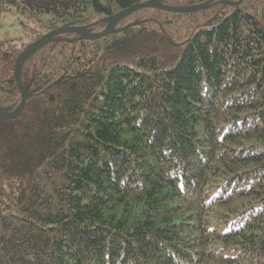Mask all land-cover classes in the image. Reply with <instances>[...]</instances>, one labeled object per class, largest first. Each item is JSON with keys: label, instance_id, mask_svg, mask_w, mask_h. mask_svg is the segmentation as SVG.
<instances>
[{"label": "trees", "instance_id": "trees-1", "mask_svg": "<svg viewBox=\"0 0 264 264\" xmlns=\"http://www.w3.org/2000/svg\"><path fill=\"white\" fill-rule=\"evenodd\" d=\"M146 0H0V110L43 34ZM56 36L0 119V264H264V0ZM105 23L87 29L100 32Z\"/></svg>", "mask_w": 264, "mask_h": 264}, {"label": "water", "instance_id": "water-1", "mask_svg": "<svg viewBox=\"0 0 264 264\" xmlns=\"http://www.w3.org/2000/svg\"><path fill=\"white\" fill-rule=\"evenodd\" d=\"M206 4H200V5H195V6H187V7H171V6H165L162 5L158 2V0H146L134 5H131L128 8H125L123 10H120L119 12L107 16L105 18H102L94 23L88 24V25H83V26H64V27H59L56 29H53L45 34H43L41 37H39L37 40L33 41L28 47H26L17 57L14 67H13V79L15 81L16 87L19 91L20 94V103L17 107V109L13 112H4L0 110V119H13L18 117L26 103V98H27V89L23 87L21 80H20V70L23 65V63L37 50L42 48L44 45L47 43H50L52 41H55L56 36L64 33V32H73L77 34L80 38L85 39V40H94L98 39L100 37L106 36L110 33L113 32H119L126 27L132 25L128 24L124 27L121 28H115V25L118 21H120L122 18L126 17L127 15L140 10L144 8H161L167 11L171 12H177V13H183V12H190V11H196L200 10L202 8L207 7ZM98 23H105V28L96 33H88L87 29L98 24Z\"/></svg>", "mask_w": 264, "mask_h": 264}, {"label": "rangeland", "instance_id": "rangeland-1", "mask_svg": "<svg viewBox=\"0 0 264 264\" xmlns=\"http://www.w3.org/2000/svg\"><path fill=\"white\" fill-rule=\"evenodd\" d=\"M2 21L4 25L0 30L1 37L3 35L13 36L17 34L19 25L16 23L14 16H6L2 18Z\"/></svg>", "mask_w": 264, "mask_h": 264}]
</instances>
